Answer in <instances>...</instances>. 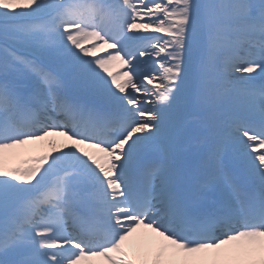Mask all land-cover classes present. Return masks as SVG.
Wrapping results in <instances>:
<instances>
[{
	"label": "snow or ice",
	"instance_id": "1",
	"mask_svg": "<svg viewBox=\"0 0 264 264\" xmlns=\"http://www.w3.org/2000/svg\"><path fill=\"white\" fill-rule=\"evenodd\" d=\"M0 264H264V0H0Z\"/></svg>",
	"mask_w": 264,
	"mask_h": 264
}]
</instances>
